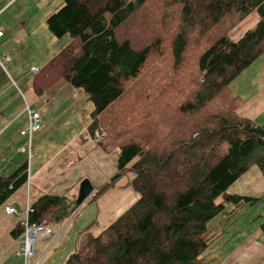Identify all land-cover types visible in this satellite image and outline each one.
I'll return each mask as SVG.
<instances>
[{"label":"trees","instance_id":"trees-1","mask_svg":"<svg viewBox=\"0 0 264 264\" xmlns=\"http://www.w3.org/2000/svg\"><path fill=\"white\" fill-rule=\"evenodd\" d=\"M254 11L257 24L232 40ZM155 15L143 44L140 30ZM45 21L72 41L37 71L35 91L60 79L82 89L94 104L89 134L106 151L119 149L116 173L92 198L125 176L139 194L98 234H84L65 264H205L225 223L258 200L229 190L254 164L264 173V128L239 114L231 83L264 52V0H61ZM28 178L27 162L0 174V206ZM79 207L44 194L28 218L53 223Z\"/></svg>","mask_w":264,"mask_h":264},{"label":"crops","instance_id":"crops-1","mask_svg":"<svg viewBox=\"0 0 264 264\" xmlns=\"http://www.w3.org/2000/svg\"><path fill=\"white\" fill-rule=\"evenodd\" d=\"M259 19V14L252 12L228 36L237 40L253 28ZM0 29L4 30L0 38V174H9L26 162L29 172L26 184L15 190L0 206V264H24V258L16 254L21 235L16 237L12 232L28 217L29 206L34 200L44 194L67 195L77 199L80 183L88 177L95 191L85 206L77 215L72 214L64 220L53 222L51 225L56 235L41 239L44 250L51 239L53 244L46 254V261L43 262L44 258L40 264H65L70 254L81 247L84 234H98L134 203L139 194L129 184L131 176H125L105 194L97 199L92 198L97 189L116 173L119 149L106 151L100 139L89 134L90 118H45L46 112L60 107L63 102L62 93L69 86L76 90L65 80H58L41 94L43 103H40V109L32 107L27 96L31 87L21 65L24 57L18 54V43L22 40L15 37L16 30L9 17L0 21ZM46 35L50 37L48 32ZM58 50H61L60 45L53 51L42 52L44 59L41 64L50 60ZM6 56L10 59H6ZM27 85V89H24ZM231 89L243 100L238 108L239 114L264 128V52L232 81ZM31 90L36 93L34 88ZM27 106L42 113L41 128L33 132L31 139L28 132L22 133L27 130L30 121ZM229 190L258 198L256 204L264 199L263 171L258 165H252ZM9 204L17 207L18 214L6 213L5 205ZM87 206V210L81 212ZM250 219L254 232L248 238L245 237L241 251L237 250L230 257L219 259L217 264H264V213L261 212L258 219L251 214ZM241 228H244L243 224Z\"/></svg>","mask_w":264,"mask_h":264},{"label":"rangeland","instance_id":"rangeland-1","mask_svg":"<svg viewBox=\"0 0 264 264\" xmlns=\"http://www.w3.org/2000/svg\"><path fill=\"white\" fill-rule=\"evenodd\" d=\"M60 3L61 0H0V21L9 17L13 23L14 29L16 30L15 37L22 40L18 43V54L19 56L24 57V63H21V65L26 78L29 80L31 89L34 88V80L38 73L37 71L33 72L32 67H38L40 70L46 63L41 64V61L44 59L42 58V52L46 50L53 51V49L58 45H60L62 49L72 41L70 34H66L60 38L55 37L49 30L45 21V17L54 11ZM165 6L166 2L160 1V6L158 8L164 9ZM166 10H168L171 17H176L175 7L172 4ZM155 20L156 15L149 18L142 30H140V33L144 35L142 40L143 44H149L150 35H152L155 30ZM46 32L50 34V37L46 35ZM1 42L2 40H0V43ZM28 59L29 62H27ZM39 65L42 66L40 67ZM27 71L29 73H27ZM25 84H27L26 80ZM27 87L28 85L24 86V89H27ZM31 89L30 94H27L29 102L33 108L40 109V103H43V97L36 91L34 94ZM62 101L63 102L59 108H52L49 112L45 113V118L47 120H89L94 104L88 99V95L84 91H78L77 89L73 90V88L69 86V89L62 93ZM81 102H84V104ZM77 104L81 105L76 107ZM88 206L81 212L87 210ZM83 207L75 210L73 215H77ZM233 208L234 206L232 204H227L228 211ZM261 212L264 213V199H260L256 204L247 205L243 211L233 215L231 221L225 223L226 230L220 234L215 241L210 243L208 248L205 250L203 254L204 263L217 264L219 259L228 258L237 250L240 252L243 247V241L246 239L245 237L248 238L254 232L253 222L250 219L251 214L255 219H258ZM215 221L216 220L212 221L210 224L215 225ZM46 223L52 231L51 233L44 231V234L41 235L37 245L39 249L38 251L45 249L41 246L42 238L47 236L54 237L56 235V232L51 225L52 221L49 220ZM241 224L244 226L243 229L241 228ZM52 244L53 241L51 239L47 249L43 252H46ZM47 256L43 262L46 261Z\"/></svg>","mask_w":264,"mask_h":264},{"label":"built area","instance_id":"built-area-1","mask_svg":"<svg viewBox=\"0 0 264 264\" xmlns=\"http://www.w3.org/2000/svg\"><path fill=\"white\" fill-rule=\"evenodd\" d=\"M3 35L4 30L0 29V38ZM6 59H10V57L6 56ZM33 71H39V69L37 67H33ZM27 110L30 116L29 126L27 130H23L22 133L28 132L31 139L33 132L41 128L42 113L38 110L30 108L29 106H27ZM97 135H99L98 132ZM85 203L86 202H84L81 207H83ZM5 211L8 214H18V209L15 205H5ZM21 223L24 225V231L20 236V246L16 251V254L24 258V264H40L49 249L46 252H41L38 256V241L41 235L44 234V231L51 233L52 230L45 221L40 223H31L28 217L24 218Z\"/></svg>","mask_w":264,"mask_h":264},{"label":"water","instance_id":"water-1","mask_svg":"<svg viewBox=\"0 0 264 264\" xmlns=\"http://www.w3.org/2000/svg\"><path fill=\"white\" fill-rule=\"evenodd\" d=\"M95 191V186L90 178L86 177L82 180L79 186V191L76 199L78 205H82L91 197Z\"/></svg>","mask_w":264,"mask_h":264}]
</instances>
